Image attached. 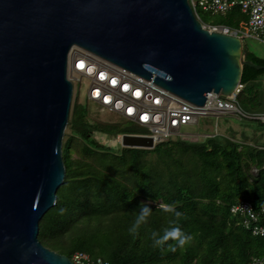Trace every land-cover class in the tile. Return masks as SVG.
Returning a JSON list of instances; mask_svg holds the SVG:
<instances>
[{
  "label": "water",
  "instance_id": "95a60500",
  "mask_svg": "<svg viewBox=\"0 0 264 264\" xmlns=\"http://www.w3.org/2000/svg\"><path fill=\"white\" fill-rule=\"evenodd\" d=\"M75 47L199 107L213 93L233 96L245 66L263 69L246 61L243 40L208 30L189 0H0V264H73L39 231L67 175ZM120 143L157 147L141 135Z\"/></svg>",
  "mask_w": 264,
  "mask_h": 264
},
{
  "label": "trees",
  "instance_id": "16d2710c",
  "mask_svg": "<svg viewBox=\"0 0 264 264\" xmlns=\"http://www.w3.org/2000/svg\"><path fill=\"white\" fill-rule=\"evenodd\" d=\"M231 13L248 20L240 9ZM242 21L217 25L202 17L205 25L230 28ZM245 58L263 69L244 67L238 102L247 112L261 113L264 92L258 80L264 60L248 50ZM75 101L64 139L66 180L57 206L40 222L45 248L70 259L83 253L94 264H249L264 257V237L253 236L243 219L231 214L240 200L258 211L264 208L263 134L250 144L215 136L203 142L174 139L155 150L123 148L114 141L136 133L117 123L94 122L88 106ZM142 203L152 215L134 237L129 229ZM162 203L184 213L179 226L192 236L174 252L167 245L153 247L151 239L153 231L162 233L174 219L159 208Z\"/></svg>",
  "mask_w": 264,
  "mask_h": 264
},
{
  "label": "built area",
  "instance_id": "2783aa9c",
  "mask_svg": "<svg viewBox=\"0 0 264 264\" xmlns=\"http://www.w3.org/2000/svg\"><path fill=\"white\" fill-rule=\"evenodd\" d=\"M189 1L201 22V13L226 16L234 9H240L248 20L239 28L202 23L211 32L240 38L243 42L246 38H253L264 44V0ZM69 77L74 78L73 84L86 81L89 102L99 106L102 112L119 116L145 129L147 134L141 136L152 138L156 146L176 138L195 142L194 138L199 136H183L181 131L197 124L200 118L236 117L264 123V110L261 113L247 112L239 104L238 96L244 89L242 84L233 96L213 93L208 96L206 105L199 107L159 87L154 80L147 81L78 47L73 48L69 56ZM257 173V170L253 171L254 175ZM231 214L243 219L240 223L253 236L264 237V208L258 211L252 203L240 200L231 207ZM71 261L73 264H94L83 253L75 254ZM98 263L103 264L101 260ZM249 264H264V257L254 258Z\"/></svg>",
  "mask_w": 264,
  "mask_h": 264
},
{
  "label": "rangeland",
  "instance_id": "374dc122",
  "mask_svg": "<svg viewBox=\"0 0 264 264\" xmlns=\"http://www.w3.org/2000/svg\"><path fill=\"white\" fill-rule=\"evenodd\" d=\"M201 16L206 17L209 22L217 25H228L229 23H239L242 21L241 17L236 14H229L226 16H212L210 14L201 13ZM242 22H247V20H243ZM245 50H248L254 56L264 60V44L253 38H246L244 40ZM259 89L264 92V76H262L259 80ZM76 92L74 94L71 116L74 110V106L76 104L75 100H79L81 104L88 106L90 111V118L95 121H100L104 123H117L126 128L127 131H131L136 133L135 135H145L147 131L140 127H137L134 124L127 122L125 119L102 112L99 106L94 105L93 102H89L87 98V93L89 91V85L86 81L83 82H75ZM264 94V93H263ZM76 97V98H75ZM70 116V119H71ZM69 127V126H68ZM68 129V128H67ZM231 130V132H230ZM68 130L66 131V133ZM181 134L183 136H199L196 137L195 142H203L208 139L204 136L214 135L220 136L223 138H234L236 141L244 142L247 144L252 143V139L255 138L256 134L261 136L263 134V143H264V125H259L257 122H250L248 120L240 122L236 117H223L217 119L215 117L208 118H200L199 122L195 125L185 127ZM179 139V138H176ZM121 137H118L114 141V145L120 143ZM199 140V141H198ZM255 142V141H254ZM121 144V143H120ZM119 147H117L118 150Z\"/></svg>",
  "mask_w": 264,
  "mask_h": 264
},
{
  "label": "clouds",
  "instance_id": "9594fccd",
  "mask_svg": "<svg viewBox=\"0 0 264 264\" xmlns=\"http://www.w3.org/2000/svg\"><path fill=\"white\" fill-rule=\"evenodd\" d=\"M159 208L164 213L172 214L174 219L169 221L171 226L165 228L162 233L156 231L151 233L153 247H158L163 250L165 245H167L168 249L173 252L176 251L177 247L183 248L192 240V236L184 232L179 226V222L184 217V213L177 211L175 204L162 203L159 205ZM151 215L152 209L148 204L142 203L140 205L139 213L137 214L132 227L129 229L130 234L135 237L138 234L140 226L147 223V220Z\"/></svg>",
  "mask_w": 264,
  "mask_h": 264
}]
</instances>
